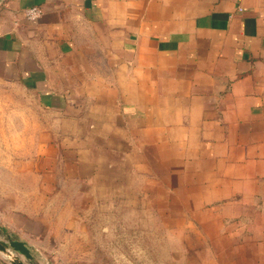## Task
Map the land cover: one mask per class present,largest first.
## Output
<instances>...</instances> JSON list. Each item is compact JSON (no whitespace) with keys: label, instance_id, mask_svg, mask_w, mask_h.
<instances>
[{"label":"crops","instance_id":"0c3cea01","mask_svg":"<svg viewBox=\"0 0 264 264\" xmlns=\"http://www.w3.org/2000/svg\"><path fill=\"white\" fill-rule=\"evenodd\" d=\"M33 5L43 13L27 20ZM87 103L119 134L170 145L171 159L186 148L232 204L236 238L264 240V0H0V175L29 172L6 166L5 144L50 145L51 127ZM0 207L29 264H98L52 233L51 248L28 241L29 203Z\"/></svg>","mask_w":264,"mask_h":264},{"label":"rangeland","instance_id":"374dc122","mask_svg":"<svg viewBox=\"0 0 264 264\" xmlns=\"http://www.w3.org/2000/svg\"><path fill=\"white\" fill-rule=\"evenodd\" d=\"M91 107L68 111L50 145H4L6 166L29 172L0 175V187L33 190L0 192V205L29 203L34 219L23 222L37 239L28 241L51 248L52 233L59 250L98 264H264V240L236 238L232 204L207 190L186 148L171 159L170 145L119 134Z\"/></svg>","mask_w":264,"mask_h":264},{"label":"water","instance_id":"95a60500","mask_svg":"<svg viewBox=\"0 0 264 264\" xmlns=\"http://www.w3.org/2000/svg\"><path fill=\"white\" fill-rule=\"evenodd\" d=\"M0 253L10 264H29L32 254L26 244L0 230Z\"/></svg>","mask_w":264,"mask_h":264},{"label":"built area","instance_id":"2783aa9c","mask_svg":"<svg viewBox=\"0 0 264 264\" xmlns=\"http://www.w3.org/2000/svg\"><path fill=\"white\" fill-rule=\"evenodd\" d=\"M42 13L43 10L39 5L29 6L24 10V16L27 20H36L40 18Z\"/></svg>","mask_w":264,"mask_h":264}]
</instances>
